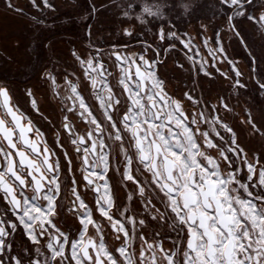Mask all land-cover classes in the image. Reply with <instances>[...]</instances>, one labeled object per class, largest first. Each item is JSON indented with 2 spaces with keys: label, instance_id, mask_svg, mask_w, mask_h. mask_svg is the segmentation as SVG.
Instances as JSON below:
<instances>
[{
  "label": "snow or ice",
  "instance_id": "1",
  "mask_svg": "<svg viewBox=\"0 0 264 264\" xmlns=\"http://www.w3.org/2000/svg\"><path fill=\"white\" fill-rule=\"evenodd\" d=\"M5 2L8 9L22 11L12 0ZM30 2L38 6L37 0ZM42 3L54 10L52 0ZM205 7L213 15L226 17L232 37L248 55L251 78L264 98V69L257 72L264 59V45L257 52L254 42L234 23L254 21L264 33V0H211ZM145 12L155 15L147 8ZM33 20L44 24L41 18ZM158 35L163 41L165 30L160 28ZM167 36L180 39L176 32L169 31ZM221 41L219 32L215 47L204 40L214 61L209 64L207 59L197 58L200 50L190 37L180 39L193 53L188 60L199 65L204 76L214 78L210 70L214 68L234 89L247 88L240 79L244 73ZM96 53L82 59V53L72 50L74 62L98 89L94 95L104 110L103 120L70 83L72 95L68 98L74 103L64 111L78 114L92 127L78 135L64 114L59 128L51 133L55 147L13 102L8 87L0 84V264H24L25 259L28 264H264V152L257 155L241 145L237 131L227 122L235 118L234 108L218 98L210 113L187 111L181 100L168 94L157 75V64L162 61H149L144 55L111 53L122 88L119 94L114 93L107 81L111 73L98 59L100 50ZM217 63H227L229 71L217 68ZM42 71L55 90L57 74L47 67ZM62 75L67 80V74ZM25 95L30 107L47 120L33 90L26 89ZM184 98L193 106L201 104L191 91L185 92ZM122 104L126 108L117 119L114 113L119 114L117 106ZM243 113L241 123L250 129L249 134L264 141V109L259 116L247 108ZM202 124H207L208 130H202ZM66 141L72 151L65 150ZM113 145L116 157L112 156ZM112 159L116 160L114 166ZM77 170L82 179L75 176ZM109 171L119 175L126 200L142 208L130 210L119 202ZM81 186L95 194L94 209L78 190ZM65 210L80 225L76 233L57 222ZM94 212L107 221L119 246L106 243L105 225L94 219ZM151 222L157 229L153 232L148 231ZM89 226L95 229V236L86 238ZM20 228L31 246L17 250L14 240ZM171 233L175 239L166 247ZM42 240L46 242L42 244ZM41 248L48 253L43 261Z\"/></svg>",
  "mask_w": 264,
  "mask_h": 264
},
{
  "label": "rangeland",
  "instance_id": "2",
  "mask_svg": "<svg viewBox=\"0 0 264 264\" xmlns=\"http://www.w3.org/2000/svg\"><path fill=\"white\" fill-rule=\"evenodd\" d=\"M12 3L22 11L8 9L5 0H0V84L8 87L13 102L38 127H42L43 124L27 102L26 89L33 90L41 106L54 105L59 85L64 81L68 90L71 83L77 86L80 93H83L84 89L92 93L91 81L85 76L89 86L86 88L82 78L83 68L74 62L72 50L82 53V59L89 55L95 56L96 50H100L101 55L98 59L110 69L113 67L112 64L114 65L115 57L111 53L119 52L127 56L144 55L149 61L157 58L161 60L162 63L157 64V75L165 82L168 94L181 100L189 112L196 111L192 110L193 105L184 98L187 91H191L194 97L201 100V104L193 108L206 113L211 112L212 105L218 104V98H223L234 108L235 118H229L227 122L237 131L241 145L246 151H254L257 155L264 152V141L258 135H250V129L241 123L244 118L243 110L246 108L250 109L253 115L261 114V110L264 109V98L251 78L248 55L232 37L226 17L220 13L213 15V12L205 7L211 0H198L196 8L191 13L185 12V8L190 6L188 0H52L54 10L45 8L42 0H37V7H34L30 0H12ZM146 8L155 15L145 12ZM256 15L258 16L259 12ZM33 17L43 19L44 24H37ZM234 23H237L242 35L250 42H254L253 47L258 52L264 45V33L260 30V24L246 19ZM160 28H163L166 34L163 41L157 38ZM191 28L198 36L207 30L210 35L207 39L211 47L216 46V33L221 34V42L228 55L237 62L239 69L244 73L240 79L241 82L248 84L247 88L234 89L232 82L220 76L214 68H210L214 78L206 77L198 71L199 65L194 66L187 58L193 53L188 52L180 42V39L189 38L188 32ZM169 31L176 32L180 39L168 38ZM126 32H130L131 35L125 34ZM191 39L196 47V40L202 39L203 50L199 48V56L206 59L203 57L208 55V48L204 46L205 38ZM170 45L175 47L170 48ZM208 57L210 64L213 63V58L209 55ZM44 67L53 69L57 74L58 87L55 90L43 77ZM229 67L225 63V66L218 68L228 72ZM261 69H264V59L260 61L257 72L259 73ZM64 73L67 74V80L62 75ZM107 81L114 93L119 94L122 91L116 84L115 74L107 76ZM97 91L98 89H95V92ZM97 102L99 103L98 100ZM125 106L124 104L117 106L122 114ZM204 125L208 128L207 124ZM47 141L50 146L55 147L54 139L47 136ZM56 151L60 155V150ZM2 207L0 203V209ZM94 219L103 223V218L95 212ZM57 222L61 227L70 228L73 233L80 228L78 221L71 214L67 216L61 213V218L58 217ZM87 235L94 237L95 229L89 226ZM108 235L105 236V241L111 247ZM111 242H116L117 244L112 245L118 246L119 241L114 239ZM14 244L17 250L31 246L21 229L17 230ZM41 251L44 252V256L40 257L43 261L48 253L43 248ZM24 264H28L27 259Z\"/></svg>",
  "mask_w": 264,
  "mask_h": 264
},
{
  "label": "crops",
  "instance_id": "3",
  "mask_svg": "<svg viewBox=\"0 0 264 264\" xmlns=\"http://www.w3.org/2000/svg\"><path fill=\"white\" fill-rule=\"evenodd\" d=\"M158 32H159V30H158ZM202 32V31H201ZM189 37L190 38H210V35L207 33V30H204L203 31V33H200V35L198 36V35H196V33H194V31H193V29L191 28V29H189ZM157 38H159V35H158V37ZM197 41V48H200V49H202L203 50V41H202V39L200 40H196ZM195 43V42H194ZM199 46V47H198ZM206 50V49H205ZM205 52V51H204ZM205 55V54H204ZM207 57H205V56H203L204 58H206L207 60H209V58L210 57H208V55H206ZM199 58H201L200 56H199ZM158 59V58H157ZM114 62V65L112 64V68L110 69V68H108L109 69V71L111 72V73H113V74H115V77H116V84H117V86H119L118 85V83H117V81H118V78H119V69L115 66V57H114V60H113ZM209 64H210V60H209ZM217 65V68L218 67H220V68H222L223 66H225V63H223V64H221V63H217L216 64ZM79 70H81V68L79 69ZM82 75H83V81H84V83H85V86H86V88L87 87H89V86H87L88 84H87V79H86V77H85V75H84V72H83V70H82ZM73 82H76V84L77 85H79L78 83H77V81L75 80H73ZM61 85H65L66 86V82L64 81V82H62L61 83ZM120 87V86H119ZM81 95L82 96H84L85 97V99H86V102L93 108V114L95 115V116H97V118L99 119V120H103V109L100 107V105H99V103L97 102V100H96V98H94L92 95H94V93H92L91 94V92H90V90H88V89H84L83 90V93H81ZM188 103V102H187ZM186 103V104H187ZM189 104V103H188ZM187 104V105H188ZM39 106H40V112L41 113H43L45 116H47L48 117V119L47 120H45V119H43L42 117H41V115H39V114H37L34 110H33V112H34V114H35V116H37V117H39V119H40V121L42 122V124H43V126L42 127H38V125H36L33 121V123L35 124V126H36V128H38V129H40V131L41 132H43L44 133V139L45 140H47V136H49V133H51L54 129H58V121H59V117H58V115L56 114V112H55V110H56V108H57V106H55V105H47V106H44V105H42L41 106V104H39ZM191 106V105H190ZM204 105H202V107H203ZM192 107V110L194 111H198V110H200V109H197V108H193V106H191ZM125 108H126V106H125ZM118 109H119V107H118ZM25 115V114H24ZM114 115L116 116V118L118 119L119 118V116H122V111H120V109H119V114H116V113H114ZM26 116V115H25ZM28 119H30V117H28V116H26ZM44 127V128H43ZM193 127H195V126H193ZM201 129L202 130H208V128H207V126L206 125H204V124H202L201 125ZM107 137H105V139H106ZM106 142L107 143H109V144H112V142L111 141H107V139H106ZM125 147H128V142H127V140L125 141ZM65 150H68L67 148L65 149ZM132 151H134V149H132ZM209 151H212V150H209ZM112 156L113 157H116V149H115V145H113V147H112ZM121 159H122V157H120ZM111 163H112V165L114 166L115 164H116V160L115 159H112V161H111ZM142 167V166H141ZM108 176L111 178V180H110V182L114 185V187H115V189H116V192H117V196H118V198H119V202H122V203H124V204H127L128 206H129V209L131 210V209H133V208H135V209H140V208H142V205L141 204H139V203H136V204H133L132 202H130V201H127L126 200V194H125V190L122 188V187H120V185H119V181H120V177H119V175L118 174H115L113 171H109V173H108ZM64 191H66V190H64ZM134 199H138V197H135ZM89 204V207H91L92 206V208L94 209L95 208V199H94V196H90V203H88ZM113 212H116V208L114 207L113 208ZM63 214H66L67 216L69 215V213H67V211L65 210L64 212H62ZM97 215H99V213L98 212H95ZM117 215H118V213H117ZM100 216V215H99ZM60 218H61V215L59 216ZM66 217V216H65ZM103 218V217H102ZM104 221H106L104 218H103V222ZM152 223V226L151 227H149V229H148V231L149 232H153V231H155V230H157L156 229V226H155V223L154 222H151ZM129 227H131L130 225H129ZM21 230H22V228H20ZM107 239H108V241H110L109 242V244H110V246L111 247H113V245L112 244H117L116 242H111V240H114L113 238V234H112V232L111 231H109V230H107ZM22 234H23V230H22ZM24 235V234H23ZM86 235H87V233H86ZM171 239H168L167 241H166V243H165V246L166 247H170L171 246V244H172V242H173V239H175V233H171ZM27 238V237H26ZM42 242H45L44 240H42ZM118 246H119V243H118ZM135 247H136V242H134V244H133V250L135 249ZM117 255H118V253H117Z\"/></svg>",
  "mask_w": 264,
  "mask_h": 264
},
{
  "label": "flooded vegetation",
  "instance_id": "4",
  "mask_svg": "<svg viewBox=\"0 0 264 264\" xmlns=\"http://www.w3.org/2000/svg\"><path fill=\"white\" fill-rule=\"evenodd\" d=\"M59 86H60L59 87V91H58V93H56L57 96L54 98L55 99L54 105L57 106L55 112H56V114L59 117L58 128H59L60 123L63 120V115L64 114H67L70 117V119L72 120L73 124L76 126V131H77V134L79 135L80 130L83 129V128H85V125L81 122V120H82L81 118H79L80 119V122L77 123L76 122V119L77 118H76L75 115H73V113H71V112L65 113V111H64L65 108L72 106L73 103H74V101L72 99H69L68 98V97H71L72 94H71L70 90H68L67 86L61 85V84ZM92 96L94 97V95H92ZM62 97L64 99H61ZM86 130L87 129H84L83 131H86ZM51 133H49V137H51L52 139H54V137L51 135ZM65 143H66V148L68 149V151H72L73 146L70 143H68L67 141ZM76 155H78V154H76V153L73 152V156H76ZM74 164L78 166L80 164V161H78V159H76V160H74ZM75 176L78 179H82L81 178V174H80V172L78 170L75 171ZM78 190H80L81 192L85 193V199H86V202L87 203H90V196H95L94 193H92L91 191H88L87 189L83 188V186H81ZM65 203H67V201H65ZM101 224L102 225H105V228L107 230L111 231L110 227L107 226V221H105V222H103Z\"/></svg>",
  "mask_w": 264,
  "mask_h": 264
},
{
  "label": "water",
  "instance_id": "5",
  "mask_svg": "<svg viewBox=\"0 0 264 264\" xmlns=\"http://www.w3.org/2000/svg\"><path fill=\"white\" fill-rule=\"evenodd\" d=\"M92 93H95V89L92 87ZM76 116V122L78 123V122H80V117H79V115L77 114V115H75ZM81 122L85 125V128H83V129H81L80 130V133H79V135H83V134H85L86 133V131H88L89 129H90V125H88L84 120H81ZM84 129H87L86 131H83ZM79 161V160H78ZM87 237H91L90 235H86V238Z\"/></svg>",
  "mask_w": 264,
  "mask_h": 264
},
{
  "label": "clouds",
  "instance_id": "6",
  "mask_svg": "<svg viewBox=\"0 0 264 264\" xmlns=\"http://www.w3.org/2000/svg\"><path fill=\"white\" fill-rule=\"evenodd\" d=\"M198 0H188V3L190 4L189 7L185 8L186 13H191L197 6Z\"/></svg>",
  "mask_w": 264,
  "mask_h": 264
},
{
  "label": "bare ground",
  "instance_id": "7",
  "mask_svg": "<svg viewBox=\"0 0 264 264\" xmlns=\"http://www.w3.org/2000/svg\"><path fill=\"white\" fill-rule=\"evenodd\" d=\"M20 61V60H19ZM20 63H22L21 61H20Z\"/></svg>",
  "mask_w": 264,
  "mask_h": 264
}]
</instances>
